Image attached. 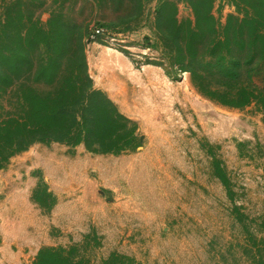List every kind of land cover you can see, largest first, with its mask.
<instances>
[{
    "label": "rangeland",
    "instance_id": "1",
    "mask_svg": "<svg viewBox=\"0 0 264 264\" xmlns=\"http://www.w3.org/2000/svg\"><path fill=\"white\" fill-rule=\"evenodd\" d=\"M96 27L108 32L91 40ZM254 46L263 57L264 0H0L1 116L88 76L140 142L14 156L0 170V264L46 248L87 264H264V108L223 104L252 86Z\"/></svg>",
    "mask_w": 264,
    "mask_h": 264
},
{
    "label": "trees",
    "instance_id": "2",
    "mask_svg": "<svg viewBox=\"0 0 264 264\" xmlns=\"http://www.w3.org/2000/svg\"><path fill=\"white\" fill-rule=\"evenodd\" d=\"M259 50L258 46L251 48L253 56L249 67L252 68L249 71L252 86L233 93V102L223 104L242 108L257 103L264 108V56ZM17 61L13 59V64ZM64 84L63 93L53 98L29 92L21 116L3 118L0 114V170L14 156L37 142L85 145L89 150L106 154H119L140 147L137 125L125 117L104 92L93 87L91 78L75 76ZM200 90L215 100L219 95L218 92ZM221 179L226 185L227 179L224 176ZM34 197L41 205H46L47 198L55 200L44 183L39 185ZM34 264L87 263L76 260L72 251L66 248H46Z\"/></svg>",
    "mask_w": 264,
    "mask_h": 264
},
{
    "label": "built area",
    "instance_id": "3",
    "mask_svg": "<svg viewBox=\"0 0 264 264\" xmlns=\"http://www.w3.org/2000/svg\"><path fill=\"white\" fill-rule=\"evenodd\" d=\"M108 30L103 27H96L90 30L89 37L91 40H95L98 37L105 36Z\"/></svg>",
    "mask_w": 264,
    "mask_h": 264
}]
</instances>
